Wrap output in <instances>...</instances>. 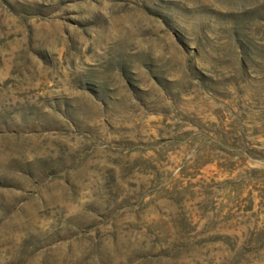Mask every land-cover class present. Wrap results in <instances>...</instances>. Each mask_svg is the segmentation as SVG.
<instances>
[{
    "label": "rangeland",
    "instance_id": "rangeland-1",
    "mask_svg": "<svg viewBox=\"0 0 264 264\" xmlns=\"http://www.w3.org/2000/svg\"><path fill=\"white\" fill-rule=\"evenodd\" d=\"M0 264H264V0H0Z\"/></svg>",
    "mask_w": 264,
    "mask_h": 264
}]
</instances>
